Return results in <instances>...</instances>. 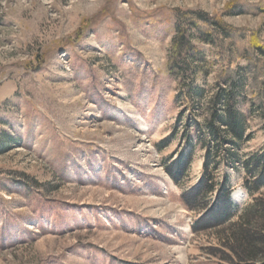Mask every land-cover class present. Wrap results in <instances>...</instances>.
<instances>
[{"label":"rangeland","instance_id":"obj_1","mask_svg":"<svg viewBox=\"0 0 264 264\" xmlns=\"http://www.w3.org/2000/svg\"><path fill=\"white\" fill-rule=\"evenodd\" d=\"M178 11L264 41V0H0V135L13 141L0 148V264H239L218 230L194 229L203 212L183 199L206 153L167 73ZM191 33L210 63L192 78L212 86L216 50ZM249 123L240 163L220 165L236 206L227 225L258 197L242 163L264 149V124ZM188 135L193 161L175 182Z\"/></svg>","mask_w":264,"mask_h":264},{"label":"trees","instance_id":"obj_2","mask_svg":"<svg viewBox=\"0 0 264 264\" xmlns=\"http://www.w3.org/2000/svg\"><path fill=\"white\" fill-rule=\"evenodd\" d=\"M245 8L234 6L228 12L242 14L248 10ZM173 31L176 33L174 53L167 73L179 80L178 99L193 111L186 129L193 124L198 128L199 144L206 153L201 180L183 196L189 209L203 212L194 229L197 231L202 225L205 229L218 230L219 241L237 256L239 264H264V149L242 163L247 173L245 187L258 197L228 225L236 208L231 201V177L219 176L220 165L235 167L240 163L237 149L254 137L249 123L253 115L264 124V41L256 32L234 28L221 16L201 11H178L173 19ZM192 31L201 42L216 50L217 68L212 86H198L192 78L197 69L194 65L203 73L210 68L190 38ZM241 60L246 61V67L240 66ZM196 110L204 112L200 123ZM182 119L181 114L179 121ZM185 138L189 153L187 156L178 153L169 170L175 182L185 176L193 161L195 147L189 135ZM12 142L8 135H0V148Z\"/></svg>","mask_w":264,"mask_h":264}]
</instances>
